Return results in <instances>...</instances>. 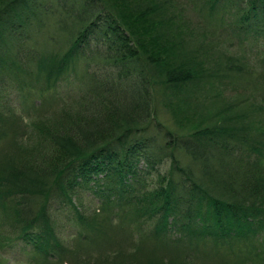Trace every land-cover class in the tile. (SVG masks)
Masks as SVG:
<instances>
[{
    "label": "trees",
    "instance_id": "obj_1",
    "mask_svg": "<svg viewBox=\"0 0 264 264\" xmlns=\"http://www.w3.org/2000/svg\"><path fill=\"white\" fill-rule=\"evenodd\" d=\"M193 1L211 70L176 0H59L42 44L50 4L0 2V264L264 258V0Z\"/></svg>",
    "mask_w": 264,
    "mask_h": 264
},
{
    "label": "rangeland",
    "instance_id": "obj_2",
    "mask_svg": "<svg viewBox=\"0 0 264 264\" xmlns=\"http://www.w3.org/2000/svg\"><path fill=\"white\" fill-rule=\"evenodd\" d=\"M1 1H4V0H0V2ZM36 1L37 2L41 1L39 6H41L42 3L46 4V5H44L43 8H45L48 4H50V6L49 5L47 6V8H49L48 10H42V12L46 15L45 19L43 18L42 25L31 26V27H36L35 31L32 33V39H33V37H36V38H38L37 40H39L40 44H42L43 39H45L48 36V34L50 32H52V30L58 26V21H61L59 19L61 17V13H59V12H64V9L60 5L56 6V3L59 0H36ZM71 2H73V0H71ZM176 3L178 4V6L180 8H182L184 14L189 19H191V22H188V28L186 31L187 36L191 39L190 40L191 41L190 42L191 47L194 49H198L199 58H201L203 60L201 65L204 68H207V70H211L212 66L214 65V58L213 57L216 54V52L220 51V48H222V49L223 48H232V46L229 47L228 45H220V47H219V43L216 41H213L210 43H205V44L197 43L199 41V38H200V36L197 33L198 32L197 24H199L200 20L203 23V20L200 18V14L198 12V8H194L193 7L195 5L194 1L192 3V2H190V0H176ZM195 3L200 8V0H195ZM17 11H18L17 8H11L9 10V14H11V15L16 14ZM76 12L77 11H74L73 14H75ZM23 18L28 19V22L30 23V25L33 24L32 19L30 18V15H24ZM36 18L37 17H34V19H36ZM75 21L76 20L73 21L74 25L76 24ZM75 27H77V24H76V26H73V24H72L71 31ZM259 43L260 42L257 41L258 45L256 47L247 50V54L249 56H252L249 53H251L253 51H257L261 48V45ZM246 46H248V45H246ZM234 47H237V46L234 45ZM252 47H253V43H252ZM151 63L153 64L154 61L150 62V66H151ZM103 64L106 65V60L103 61ZM257 68H259V66H257ZM161 76L163 78H165L166 80L173 79L172 74L169 70L162 72ZM181 76H184V74L183 75L181 74ZM170 84H172V83L170 82ZM231 90H232V88L229 89V91H231ZM160 91L162 92L163 88H161ZM164 92L166 93V95L169 96L170 99L168 101H166L163 106L159 102L157 103V106H156V113L157 114L156 115L159 117V119H161L165 123L166 126L170 127L171 129H173L175 122H172V119L170 118L169 114H171L174 110H176V111L184 110L187 112L185 117H178L179 120H180V118L187 120L186 124L191 123V120H194V117L191 115L190 110H192L193 112H195V111L201 112V114H208L209 113L208 107H207L208 105L207 106L200 105V100L198 98H193V99L187 100L186 103H173V99L171 97H173L174 95L179 93V91H177L176 94L172 95L174 92H176V89L175 88H166ZM184 94H185V92H184V90H182V95H184ZM178 100H179V98H178ZM173 104L175 105L174 110L171 109L172 108L171 106ZM72 108H74V106H72ZM41 150H42V148L40 149V151ZM187 221L193 222V221H196V219L194 216H191L189 220L187 218H180L179 220L176 219L175 223L177 225H180L181 223H186ZM251 253L252 254H251L250 259H248V257L245 258L246 264H263L264 263V258H256V257H254L253 252H251ZM9 257H10L9 262L12 263L14 261V259L19 257V255L14 254V255H11ZM125 261L127 264H133L132 259L129 257H126Z\"/></svg>",
    "mask_w": 264,
    "mask_h": 264
},
{
    "label": "bare ground",
    "instance_id": "obj_3",
    "mask_svg": "<svg viewBox=\"0 0 264 264\" xmlns=\"http://www.w3.org/2000/svg\"><path fill=\"white\" fill-rule=\"evenodd\" d=\"M110 152V151H109Z\"/></svg>",
    "mask_w": 264,
    "mask_h": 264
}]
</instances>
